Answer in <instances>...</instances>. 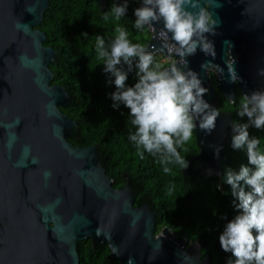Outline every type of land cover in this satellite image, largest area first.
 Here are the masks:
<instances>
[{
    "label": "water",
    "instance_id": "water-1",
    "mask_svg": "<svg viewBox=\"0 0 264 264\" xmlns=\"http://www.w3.org/2000/svg\"><path fill=\"white\" fill-rule=\"evenodd\" d=\"M106 1L96 0L103 6ZM47 6L48 0H0V264H79L76 244L86 238L107 244L120 264H210L199 246L192 252L170 228L155 232L157 212L147 204L133 205L136 194L129 179L120 188L112 186L96 145L68 141L75 121L60 107L68 106L70 95L51 83L48 65L55 52L43 45L45 33L34 28ZM200 7L217 21L215 34H205L216 55L198 47L181 67L198 74L208 89L204 99L220 112L210 134L198 121L194 130L200 148L194 160L205 159L220 173L225 130L232 120L218 108L209 72L230 102L236 89L249 93L264 86L259 75L264 69V0H200ZM153 24L158 37L154 31L145 46L179 60L175 51L162 48L163 21ZM170 35L167 42L173 44ZM231 57L236 82L228 72Z\"/></svg>",
    "mask_w": 264,
    "mask_h": 264
},
{
    "label": "trees",
    "instance_id": "trees-1",
    "mask_svg": "<svg viewBox=\"0 0 264 264\" xmlns=\"http://www.w3.org/2000/svg\"><path fill=\"white\" fill-rule=\"evenodd\" d=\"M139 2L127 0V11L117 21L111 14L114 4L109 0L105 6L96 0H48L41 22L34 27L45 33L43 45L52 47L55 52L54 61L48 65L53 74L51 83L64 86L70 95L68 106L60 107L75 121V132L68 141L80 147L97 146L101 164L113 187L120 188L129 179V187L136 194L133 205L147 204L157 212L156 233L168 227L185 240L186 246L197 243L202 259L207 258L210 264H227L229 259L235 258L221 248L219 235L239 210L233 204L235 198L230 185L223 183L222 177L226 168L239 171L242 164H248L246 151L231 147L232 124L247 122V117L237 114L243 97L236 89L235 98L227 101L216 86V76L210 73L219 98L218 108L228 112L232 120L230 128L225 130L220 173L204 176L194 169L186 174L185 168L179 165H164L159 157L147 152L141 155V150L129 139L130 133L135 131L130 110L123 104L112 107L114 101L110 93L116 87L109 80L114 78L103 71L95 52L96 38L103 36L106 44L110 43L118 26L127 30L133 43L147 44L151 36L149 29L137 30L133 26L134 9ZM106 13L108 19H105ZM137 71L133 66L128 72L126 86L135 84ZM249 133L260 138L264 145V129L250 127ZM199 150L195 131L192 139L179 149L187 162L194 163L199 162L194 160ZM165 166L171 171L165 173ZM76 250L79 264H120L111 256L107 244L92 243L90 238L77 241Z\"/></svg>",
    "mask_w": 264,
    "mask_h": 264
},
{
    "label": "clouds",
    "instance_id": "clouds-1",
    "mask_svg": "<svg viewBox=\"0 0 264 264\" xmlns=\"http://www.w3.org/2000/svg\"><path fill=\"white\" fill-rule=\"evenodd\" d=\"M189 6L198 10H189ZM126 11L127 0L113 6L111 14L118 21ZM134 16L133 26L137 30L151 28L153 22L162 20V48L170 53L175 51L179 60H157L144 44L133 43L123 27L115 28V36L108 44L103 36H98L96 57L103 71L114 78L109 83L116 87L110 93L112 107L123 104L130 110L135 131L129 139L141 150V155L147 152L159 157L164 165L175 164L183 169L188 162L179 149L192 139L197 121L199 128L210 134L216 128L220 112L204 99L208 89L202 86L198 74L181 66L187 65L185 57L194 55L198 47L215 57L214 45L205 34H215L217 21L208 8L200 7V0H143L142 6L134 9ZM169 34L173 44L167 42ZM233 65L231 57L227 61L228 72L236 82L239 77ZM133 66L138 69V79L133 86H126ZM259 75L264 76V69L259 70ZM237 114L247 117V122L232 124L231 147L245 150L248 164H242L239 171L226 168L223 173L222 182L230 185L235 198L233 204L239 213L224 225L219 243L235 258L227 264H264V145L260 138L249 133L250 127L264 129V91L245 94ZM163 170L171 171L167 166Z\"/></svg>",
    "mask_w": 264,
    "mask_h": 264
},
{
    "label": "flooded vegetation",
    "instance_id": "flooded-vegetation-1",
    "mask_svg": "<svg viewBox=\"0 0 264 264\" xmlns=\"http://www.w3.org/2000/svg\"><path fill=\"white\" fill-rule=\"evenodd\" d=\"M152 32H153V30H152ZM214 74L212 71H210L209 72V74ZM215 75V74H214ZM211 80V79H210ZM190 169H189V171H194V169L196 170V172H198V173H204V170H209L210 172H212V166H209V167H207L206 166V163H205V159H203V160H199V162L198 163H194V162H190ZM209 173V172H208ZM204 176H207V175H210V174H207V175H205V174H203Z\"/></svg>",
    "mask_w": 264,
    "mask_h": 264
},
{
    "label": "rangeland",
    "instance_id": "rangeland-1",
    "mask_svg": "<svg viewBox=\"0 0 264 264\" xmlns=\"http://www.w3.org/2000/svg\"><path fill=\"white\" fill-rule=\"evenodd\" d=\"M147 32H148V29H147ZM149 33L153 34L151 29H149ZM154 54L156 55L155 57H156L157 60H165V61H166V55H168L166 53H164V54H162V53L161 54L154 53ZM173 58H174V56H173ZM213 172H215L214 166H212V172H210L209 170H204V173L202 172V174L207 175V174H212ZM185 246H186V244H185ZM186 247H188L192 252L196 253L197 249H198V244L197 243H193V244H190V245H188Z\"/></svg>",
    "mask_w": 264,
    "mask_h": 264
},
{
    "label": "built area",
    "instance_id": "built-area-1",
    "mask_svg": "<svg viewBox=\"0 0 264 264\" xmlns=\"http://www.w3.org/2000/svg\"><path fill=\"white\" fill-rule=\"evenodd\" d=\"M153 53H154V52H153ZM166 54H168V55H166V61H168V62H172V61H174V58H173L174 55L169 54V53H166ZM254 91H264V86H260L259 88L254 89V90H252V91L249 92V93L242 92V91H240V92H241V96L243 97L245 94L250 95V94H251L252 92H254Z\"/></svg>",
    "mask_w": 264,
    "mask_h": 264
},
{
    "label": "bare ground",
    "instance_id": "bare-ground-1",
    "mask_svg": "<svg viewBox=\"0 0 264 264\" xmlns=\"http://www.w3.org/2000/svg\"><path fill=\"white\" fill-rule=\"evenodd\" d=\"M150 29L153 30V32L156 31V33H157L156 35L158 37V27H156L155 25H153Z\"/></svg>",
    "mask_w": 264,
    "mask_h": 264
}]
</instances>
